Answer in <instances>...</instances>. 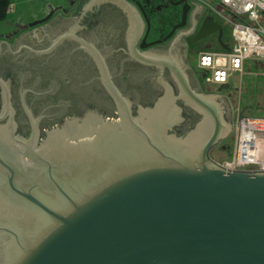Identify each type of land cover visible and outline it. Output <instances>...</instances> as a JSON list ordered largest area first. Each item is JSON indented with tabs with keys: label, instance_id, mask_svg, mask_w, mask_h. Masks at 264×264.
<instances>
[{
	"label": "water",
	"instance_id": "obj_1",
	"mask_svg": "<svg viewBox=\"0 0 264 264\" xmlns=\"http://www.w3.org/2000/svg\"><path fill=\"white\" fill-rule=\"evenodd\" d=\"M190 1L165 38L176 28L191 42L217 32L226 48L220 25ZM48 8L23 27L47 21L60 6ZM196 8L200 24L192 21ZM0 38L8 46L9 37ZM19 38L8 47H20ZM168 61L188 97L212 117L184 136L166 134L174 112L166 94L137 118L127 108L122 127L101 121L87 135L53 129L26 160L0 150L10 194L0 202V264H264V170H229L209 157L231 130L211 98L192 90Z\"/></svg>",
	"mask_w": 264,
	"mask_h": 264
},
{
	"label": "flooded vegetation",
	"instance_id": "obj_2",
	"mask_svg": "<svg viewBox=\"0 0 264 264\" xmlns=\"http://www.w3.org/2000/svg\"><path fill=\"white\" fill-rule=\"evenodd\" d=\"M126 2L71 0L54 10L47 21L18 28L20 47L11 49L0 41V127L9 131L7 138L0 134L1 151L26 160L53 129L66 126L71 135H87L101 129V121L122 127L129 120L127 108L137 118L166 94L172 96L169 107L174 111L166 134L184 136L200 121L212 120L206 108L188 97L168 60L176 62L192 90L211 98L206 100L218 120L232 131L229 100L219 95L220 88L213 92L209 86L202 87L191 73L188 37L178 35L176 28L165 38L180 21L150 38L155 7L148 1ZM49 12L50 8L40 18ZM198 14L196 8L194 24ZM153 40L160 41L139 47ZM135 50L162 59L146 60ZM5 187L0 173V202L10 198Z\"/></svg>",
	"mask_w": 264,
	"mask_h": 264
},
{
	"label": "built area",
	"instance_id": "obj_3",
	"mask_svg": "<svg viewBox=\"0 0 264 264\" xmlns=\"http://www.w3.org/2000/svg\"><path fill=\"white\" fill-rule=\"evenodd\" d=\"M192 1L219 14L231 26L232 43H226V48L220 45L219 50L198 52L201 81L207 85H228L235 73L244 72L245 60L259 62L264 73V26L259 23L260 14H264V0H219L216 6L203 0ZM233 120L231 155L219 164L229 170H264V116L243 114L237 105Z\"/></svg>",
	"mask_w": 264,
	"mask_h": 264
},
{
	"label": "rangeland",
	"instance_id": "obj_4",
	"mask_svg": "<svg viewBox=\"0 0 264 264\" xmlns=\"http://www.w3.org/2000/svg\"><path fill=\"white\" fill-rule=\"evenodd\" d=\"M141 2L148 1L151 7H155V13L150 17V38H155L169 30V28L180 21L182 14L183 2L182 0H139ZM216 6L219 0H203ZM44 11L38 10L32 12L36 15V20L40 18L48 9V6L56 7L64 4H70L71 0H41ZM26 7V6H25ZM46 9V10H45ZM13 13L25 16L28 18L30 13L23 12L24 8H16ZM22 11V12H21ZM221 14H225L224 9H220ZM210 16L218 23L222 29L221 40L224 43H232L231 26L230 24L221 18L219 14L206 11L203 17ZM32 20V21H33ZM31 22V21H29ZM27 22V23H29ZM259 23L264 26V14H260ZM187 46V61L191 72L201 83L202 87H210L213 92H216L220 88V85H207L202 80L201 70L197 67V55L199 51L219 50L221 48L218 39L217 32H212L206 36L191 42L190 37L185 39ZM243 73H235L228 84V88H220L219 95L225 96L232 108V114L234 107L239 105V110L243 114L250 116L258 115L264 116V73L261 69V65L257 61L245 60ZM234 126V120H232ZM233 129L228 135L226 140H222L209 150V157L217 162L221 163L229 157L231 153L230 146L233 145Z\"/></svg>",
	"mask_w": 264,
	"mask_h": 264
},
{
	"label": "crops",
	"instance_id": "obj_5",
	"mask_svg": "<svg viewBox=\"0 0 264 264\" xmlns=\"http://www.w3.org/2000/svg\"><path fill=\"white\" fill-rule=\"evenodd\" d=\"M17 7L18 8L20 7L21 9L24 8L23 12L27 11L28 13L32 15H30L28 18H25V16L18 15V14L14 16L13 13L16 11L15 9ZM34 10L44 11L41 0H0V34L7 35L9 37L7 39L8 43L6 42L8 46H13L14 39L19 36L18 35L19 33L13 34L12 32H15V31L17 32L18 28H21L27 22L32 21L33 19L37 18L36 15L32 13L34 12ZM202 10L204 14L206 10L204 9L203 5H201V8H200V11ZM0 40L4 41V38H0Z\"/></svg>",
	"mask_w": 264,
	"mask_h": 264
},
{
	"label": "trees",
	"instance_id": "obj_6",
	"mask_svg": "<svg viewBox=\"0 0 264 264\" xmlns=\"http://www.w3.org/2000/svg\"><path fill=\"white\" fill-rule=\"evenodd\" d=\"M230 149H232V146L229 147ZM231 155V153L229 154V156Z\"/></svg>",
	"mask_w": 264,
	"mask_h": 264
}]
</instances>
